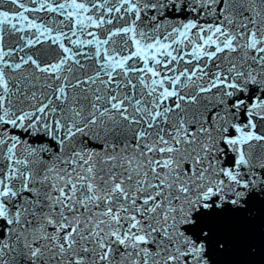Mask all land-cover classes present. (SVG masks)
<instances>
[{
    "label": "snow or ice",
    "instance_id": "6c2138e0",
    "mask_svg": "<svg viewBox=\"0 0 264 264\" xmlns=\"http://www.w3.org/2000/svg\"><path fill=\"white\" fill-rule=\"evenodd\" d=\"M0 264H264V0H0Z\"/></svg>",
    "mask_w": 264,
    "mask_h": 264
},
{
    "label": "water",
    "instance_id": "95a60500",
    "mask_svg": "<svg viewBox=\"0 0 264 264\" xmlns=\"http://www.w3.org/2000/svg\"><path fill=\"white\" fill-rule=\"evenodd\" d=\"M8 7H10V5H9V4H5V5L3 6L2 10H7ZM260 227H261L260 218L257 217V219H256V221H255V223H254V226H253V228H254V232H255L257 238H258V236H259ZM238 258H243V257H238Z\"/></svg>",
    "mask_w": 264,
    "mask_h": 264
}]
</instances>
